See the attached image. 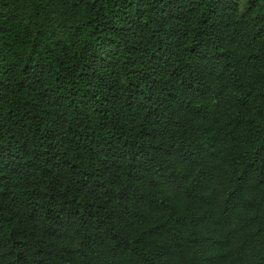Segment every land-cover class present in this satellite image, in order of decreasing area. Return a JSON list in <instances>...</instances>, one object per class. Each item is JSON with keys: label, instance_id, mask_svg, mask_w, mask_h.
<instances>
[{"label": "trees", "instance_id": "16d2710c", "mask_svg": "<svg viewBox=\"0 0 264 264\" xmlns=\"http://www.w3.org/2000/svg\"><path fill=\"white\" fill-rule=\"evenodd\" d=\"M0 264H264V0H0Z\"/></svg>", "mask_w": 264, "mask_h": 264}]
</instances>
